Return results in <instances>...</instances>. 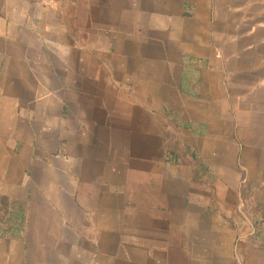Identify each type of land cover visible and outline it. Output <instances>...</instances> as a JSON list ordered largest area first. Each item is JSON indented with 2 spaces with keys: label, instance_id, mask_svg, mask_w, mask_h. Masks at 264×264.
<instances>
[{
  "label": "crops",
  "instance_id": "obj_1",
  "mask_svg": "<svg viewBox=\"0 0 264 264\" xmlns=\"http://www.w3.org/2000/svg\"><path fill=\"white\" fill-rule=\"evenodd\" d=\"M247 214L264 0H0V264H264Z\"/></svg>",
  "mask_w": 264,
  "mask_h": 264
},
{
  "label": "rangeland",
  "instance_id": "obj_2",
  "mask_svg": "<svg viewBox=\"0 0 264 264\" xmlns=\"http://www.w3.org/2000/svg\"><path fill=\"white\" fill-rule=\"evenodd\" d=\"M245 207L250 209L251 204L245 201ZM238 224V232L240 238H248L252 240L260 239V236L264 234V217L256 215H241ZM261 234V235H260Z\"/></svg>",
  "mask_w": 264,
  "mask_h": 264
}]
</instances>
